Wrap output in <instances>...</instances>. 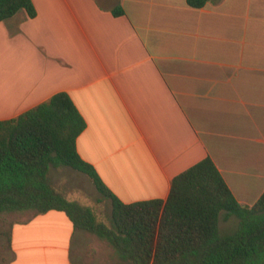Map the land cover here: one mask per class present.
<instances>
[{"label":"crops","instance_id":"1","mask_svg":"<svg viewBox=\"0 0 264 264\" xmlns=\"http://www.w3.org/2000/svg\"><path fill=\"white\" fill-rule=\"evenodd\" d=\"M33 3L36 17L0 22V122L66 93L87 124L79 155L122 203L166 202L207 157L239 203L258 202L264 0ZM19 214L5 264H133L64 211Z\"/></svg>","mask_w":264,"mask_h":264},{"label":"trees","instance_id":"2","mask_svg":"<svg viewBox=\"0 0 264 264\" xmlns=\"http://www.w3.org/2000/svg\"><path fill=\"white\" fill-rule=\"evenodd\" d=\"M211 1L187 3L202 9ZM21 12L36 17L33 0H0V22ZM86 127L66 93L0 122V219L14 212L64 211L77 228L108 240L133 264H264V194L254 206L242 205L207 157L173 180L166 202L124 204L78 153L77 139ZM59 166L88 176L112 202L111 226L53 186L52 169ZM231 217L240 228L222 235L221 221Z\"/></svg>","mask_w":264,"mask_h":264},{"label":"rangeland","instance_id":"3","mask_svg":"<svg viewBox=\"0 0 264 264\" xmlns=\"http://www.w3.org/2000/svg\"><path fill=\"white\" fill-rule=\"evenodd\" d=\"M52 183L62 195L72 202H78L82 206L91 208L98 221L111 226L112 206L111 202L104 199L97 191L90 178L70 167H53L51 173ZM34 213L35 211H31ZM19 212L7 213L0 219V264H5L10 258L8 248V232L16 221L22 220ZM222 235H231L239 230V219L231 217L222 219L220 224Z\"/></svg>","mask_w":264,"mask_h":264}]
</instances>
